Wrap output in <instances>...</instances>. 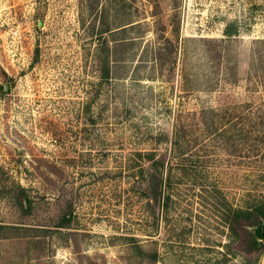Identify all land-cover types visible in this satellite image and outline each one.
Here are the masks:
<instances>
[{"label": "rangeland", "instance_id": "rangeland-1", "mask_svg": "<svg viewBox=\"0 0 264 264\" xmlns=\"http://www.w3.org/2000/svg\"><path fill=\"white\" fill-rule=\"evenodd\" d=\"M263 122L264 0H0V264H240Z\"/></svg>", "mask_w": 264, "mask_h": 264}, {"label": "trees", "instance_id": "trees-1", "mask_svg": "<svg viewBox=\"0 0 264 264\" xmlns=\"http://www.w3.org/2000/svg\"><path fill=\"white\" fill-rule=\"evenodd\" d=\"M232 24H228L226 26V30H225V34L227 36H231L232 35ZM157 59L159 60V56L157 57ZM211 112H215L213 110H210ZM209 111L203 110L202 112V116H205L206 113H208ZM228 114L225 115H229L232 116L231 112H228ZM224 115V116H225ZM262 118V117H261ZM213 120V119H212ZM214 124V120H208L206 121V124H204V126H206V130L209 131L208 129H210ZM226 125V124H225ZM264 125V122H263ZM186 134L187 131L185 130L184 127H176L175 130V138L178 140L176 141L177 143L180 142H184L186 141ZM189 141H187V143H190L191 145H193L194 143H196L195 141H192L190 139H188ZM183 155H186V152H181V154H179V156L184 157ZM155 153L154 152H150L148 153V157L154 161V164H157L158 162L154 159ZM184 159H187L186 157H184ZM182 171L185 174H188L189 169H187L186 166H182ZM167 181V180H166ZM163 183V179L160 180V184L159 186ZM155 188V194L157 193V197L162 196L163 191H161L160 188H158V184L154 181L153 179V184H152ZM171 183L170 181H168L167 183V187H170ZM172 189V188H170ZM160 190V191H159ZM173 191V190H170ZM167 192V190L165 191V199H164V206L166 207V209H168L169 204L173 201V194L172 192ZM154 213V212H153ZM154 215V214H153ZM223 222L225 223L227 230L229 232L228 234V239H229V243L226 244V248L228 249V255L229 258H235L239 255V253H242V245H243V240H242V233H251V241H252V251L254 253L253 256H243L242 261L240 264H258L261 254L264 252V242H263V228H264V201H259L255 204H253L251 207L248 208H236L233 206H228L227 209L225 210L224 214H223ZM252 229V231H251ZM135 249L138 251L139 257L140 258H146L148 260H150L151 262H156L159 259V254L158 252H153V253H149L146 252L143 247L136 243L135 244ZM205 249H209V248H205ZM229 258H227V256L225 257V261L228 263L230 260H228Z\"/></svg>", "mask_w": 264, "mask_h": 264}, {"label": "water", "instance_id": "water-1", "mask_svg": "<svg viewBox=\"0 0 264 264\" xmlns=\"http://www.w3.org/2000/svg\"><path fill=\"white\" fill-rule=\"evenodd\" d=\"M263 242H264V228H263Z\"/></svg>", "mask_w": 264, "mask_h": 264}]
</instances>
